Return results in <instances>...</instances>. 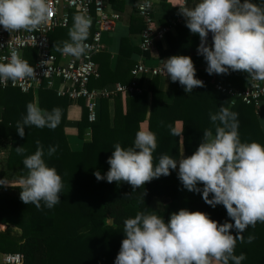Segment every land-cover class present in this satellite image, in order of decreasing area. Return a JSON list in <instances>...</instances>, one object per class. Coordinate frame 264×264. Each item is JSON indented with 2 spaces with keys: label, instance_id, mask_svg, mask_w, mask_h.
Instances as JSON below:
<instances>
[{
  "label": "trees",
  "instance_id": "1",
  "mask_svg": "<svg viewBox=\"0 0 264 264\" xmlns=\"http://www.w3.org/2000/svg\"><path fill=\"white\" fill-rule=\"evenodd\" d=\"M197 2L190 0L192 7ZM252 2L264 5V0ZM162 3H166V0H162ZM76 13L70 12L67 28L57 29L50 34L51 53L56 56L61 52L55 46L62 48L63 42L69 40V29ZM136 21L139 22L135 28L143 29V21L140 18ZM131 22H135V19ZM135 28L130 26L129 33L136 31ZM173 30L174 35L168 32L165 42H154L158 61L162 65L161 62L172 55L191 56L197 76L205 78L207 84L188 94L179 82H170L166 92L162 79H149L142 94L130 95L124 101L120 95L99 99L97 118L93 123L88 122L86 109L80 100L78 103L82 112L75 132L83 143L77 151L70 149L65 134L67 110L73 102L57 96L59 81H55L51 88H39L36 98L41 109L49 112L54 108L61 109L60 124L55 129L26 126L23 138L18 135L16 125L26 115L27 104L35 103V95L33 92L22 93L15 88L0 89V106L3 107L0 145L4 144L0 152L5 155L6 169L16 172L20 179L25 177L27 169L23 160L36 151V141L39 140L43 145L45 162L57 169L63 182L61 202L51 209L43 202L41 209L34 204L23 203L19 187L16 188L17 193L12 194L6 187L0 186V224L7 227L0 232L1 253H20L22 264H115L125 238L123 222L127 218H134L139 212H154L167 221L173 212L186 208L205 212L221 224L226 220L233 222L223 205L212 207L203 200L202 192L184 189L178 179V170H173L169 176L153 179L134 192L126 182L98 181L93 174L97 170L102 175L107 173L110 167L107 161L116 143L124 148L134 146L135 135L141 125L157 136L154 163H158L159 157L165 154L177 160L183 155H192L205 130L211 129L215 134L219 121L213 123L210 117L219 112L221 105L238 114L242 143L255 141L264 145V132L256 108L240 102L230 106L229 97L217 92L210 84L214 80L226 87L243 90L248 82V74L237 71L209 75L204 57L197 53L199 35L190 32L185 20L176 24ZM138 55L149 57V52L133 47L127 37H121L113 67L110 52H100L94 57L99 78L91 80L89 88L103 89L118 83L128 84ZM143 83L142 78L140 85ZM166 93L171 97L170 101L166 100ZM177 124L180 125L179 129ZM88 129L90 139L85 140ZM20 146L25 149L22 155L16 152V147ZM49 147H56V152L51 156L47 154ZM198 187L202 189L203 185L199 184ZM10 226L18 229L19 234L14 235ZM233 235H236L234 229ZM243 235L245 241L242 243L238 240L234 251L237 256L241 253L246 255L241 264H264V223L249 226ZM249 235L255 237L252 243H247Z\"/></svg>",
  "mask_w": 264,
  "mask_h": 264
},
{
  "label": "clouds",
  "instance_id": "2",
  "mask_svg": "<svg viewBox=\"0 0 264 264\" xmlns=\"http://www.w3.org/2000/svg\"><path fill=\"white\" fill-rule=\"evenodd\" d=\"M138 7L143 13L150 5ZM51 11L50 0H0V26L10 33L33 31L47 22ZM179 14L190 32L200 37L197 53L204 57L209 75L242 71L252 80L264 81V5L252 0H198L194 7L180 5ZM91 26L92 18L86 13L74 14L69 40L63 42L62 48L55 46L56 50L80 58L88 50L85 41ZM5 60L0 62V83L11 80L15 84L35 78V68L17 51H11ZM161 63L167 77L173 83L179 82L186 93L204 86V81L196 78L191 56L172 55ZM26 109V115L16 125L21 138L26 126L55 129L61 122L60 108L49 112L29 102ZM237 117V113L221 105L219 112L210 117L213 123L219 121L215 134L211 129L205 130L194 153L179 160L165 154L154 163L157 136L143 125L135 135L134 146L114 145L107 173H93L98 181L126 182L134 192L178 168L184 189L202 192L203 200L212 207L223 205L233 221L221 224L205 212L186 208L173 212L167 221L154 212H139L123 222L125 238L115 264H241L246 259L245 254L237 256L234 251L238 240L245 241L243 233L249 226L264 223V145L241 142ZM172 131L175 134V129ZM36 144V151L23 160L27 175L16 187L21 189L20 199L26 205L41 209L43 202L51 209L61 202L62 177L45 162L39 140ZM16 152L22 155L25 149L16 147ZM55 152L56 147H49L47 154ZM0 186L14 187L4 178L0 179ZM254 239L249 235L247 243Z\"/></svg>",
  "mask_w": 264,
  "mask_h": 264
},
{
  "label": "built area",
  "instance_id": "3",
  "mask_svg": "<svg viewBox=\"0 0 264 264\" xmlns=\"http://www.w3.org/2000/svg\"><path fill=\"white\" fill-rule=\"evenodd\" d=\"M125 1V0H115ZM190 0H178L179 6L188 7ZM51 13L46 23L33 31H13L8 32L0 26V62H7L6 57H10L11 51H17L21 57L35 68V78H26L17 81L15 84L11 80L0 83V89L15 88L22 93L35 92L41 87L51 88L55 81H59L56 94L59 97H66L73 103L80 100L84 102L87 112V120L93 123L97 118V102L99 99H111L120 95L125 99L130 95L142 94L145 86L140 85L141 79L159 78L169 80L163 65L148 66L144 63L135 64L130 71L131 81L128 84H114L103 89L89 88L90 81L99 78L98 65L94 57L104 50L102 44V34L111 33L115 30L120 21V14L113 10L108 0H50ZM138 4H148L142 13ZM136 6V15L143 23L144 27L140 33L139 49L149 51L154 47L155 41L164 40L166 34L174 29L181 19H175L169 26L155 25L153 17L154 0H140ZM86 13L92 18L90 34L85 43L88 50L80 58L60 53L59 56L51 53L50 34L60 28H67L70 22V12ZM204 81L205 78L196 76ZM214 89L230 99V106L240 102L245 105H253L256 109L264 99V81L252 80L248 77V82L243 90L226 87L220 83L210 81ZM90 137V130L86 136ZM1 154H3L1 152ZM23 257L20 253H10L3 256V264H22Z\"/></svg>",
  "mask_w": 264,
  "mask_h": 264
},
{
  "label": "crops",
  "instance_id": "4",
  "mask_svg": "<svg viewBox=\"0 0 264 264\" xmlns=\"http://www.w3.org/2000/svg\"><path fill=\"white\" fill-rule=\"evenodd\" d=\"M111 7L113 8L114 11L118 12L120 14V21L118 22L115 30L111 33H103L102 34V44L104 46V50L102 52H110L111 53V58H110V64L111 67L114 66L115 60L117 57V46H118V40L121 37H127L129 39L130 44L133 47L139 48V43H140V33L142 29L135 28V25L137 26V23L139 21H136L139 19L136 15V6L139 3L140 0H125V1H115V0H108ZM178 0H166V3H162V0H154V7H153V17L155 21V25L159 26H169L175 19L180 18L181 15L179 14L178 11ZM164 5H167V7H164ZM188 7H192V4L189 1ZM174 18V19H173ZM133 19H135V22H131ZM185 20L184 17L182 16L181 21ZM180 21V22H181ZM132 23V24H131ZM130 26H133L136 31L133 33H129V28ZM170 33L174 35V30H171ZM162 42H165V39L162 40ZM165 44V43H164ZM200 44V41H199ZM149 57H144L141 55H138L135 57L136 59V64L138 63H144L145 65L148 66H155L160 64L158 61V52L155 47L151 48L149 51ZM149 79H144V86L146 84V81ZM163 83V88L167 92L170 81L169 80H162ZM38 89L33 92L35 95V104H37V98H36V93ZM171 97L169 96L168 93H166V100L170 101ZM124 101L125 99L122 98ZM84 105V102H83ZM81 105L79 103H72L70 107L67 110V121L65 124V134H66V139L68 142V145L71 150L77 151L81 148L83 141L80 140L76 136L75 132V127L77 124V121L81 115ZM3 113V107L0 106V119L2 117ZM256 113L258 116V121L260 124V127L262 128L264 132V100L261 101L259 107L256 109ZM180 125L177 124V127ZM86 137V134H85ZM90 139V138H89ZM87 140V139H85ZM4 172H9L11 173L10 170H7L6 167L3 165V167H0V177H2V173ZM16 173V172H13ZM0 227L6 229V225L0 224ZM11 230L17 231L15 227L10 226ZM4 230H0V232H3ZM5 253H2L0 256V264H3V256Z\"/></svg>",
  "mask_w": 264,
  "mask_h": 264
},
{
  "label": "rangeland",
  "instance_id": "5",
  "mask_svg": "<svg viewBox=\"0 0 264 264\" xmlns=\"http://www.w3.org/2000/svg\"><path fill=\"white\" fill-rule=\"evenodd\" d=\"M177 129H179V127H177ZM88 133V130L86 131V134ZM89 136L87 135L86 137H85V139H87V140H89ZM3 147H4V144H1L0 145V150H2L3 149ZM4 154H1V152H0V167H3V165L5 166V159H4ZM177 170H178V168H177ZM3 175H2V177H0V179H3L4 178V180H5V182L6 183H8V184H10V185H13L14 187H11V186H8V187H6L7 188V190H9V192L10 193H12V194H14V193H17L16 191V188H18V187H16V186H19V184H20V178L18 177V175H17V173H13L12 171H11V173H7V172H4V173H2ZM5 187V186H4ZM2 227H3V225H2ZM0 230H5L4 229V227L3 228H1L0 227ZM12 233H13V231H12ZM14 235H17V234H19V230H18V232L17 231H14V233H13ZM1 252H0V256H1Z\"/></svg>",
  "mask_w": 264,
  "mask_h": 264
},
{
  "label": "water",
  "instance_id": "6",
  "mask_svg": "<svg viewBox=\"0 0 264 264\" xmlns=\"http://www.w3.org/2000/svg\"><path fill=\"white\" fill-rule=\"evenodd\" d=\"M200 43H201V41H200ZM208 44H209V45L212 44V34H211V33H209Z\"/></svg>",
  "mask_w": 264,
  "mask_h": 264
}]
</instances>
